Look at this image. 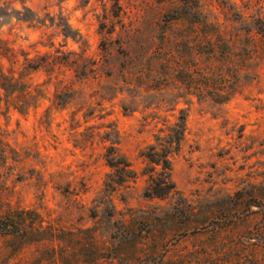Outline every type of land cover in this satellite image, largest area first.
<instances>
[{
	"label": "rangeland",
	"instance_id": "1",
	"mask_svg": "<svg viewBox=\"0 0 264 264\" xmlns=\"http://www.w3.org/2000/svg\"><path fill=\"white\" fill-rule=\"evenodd\" d=\"M258 25L264 0H0V44L47 65L30 76L36 109L0 105V264H264ZM206 34L238 49H199L236 87L226 103L161 64ZM247 39L257 54L242 63ZM181 115L168 170L145 155L169 146ZM112 147L129 181L116 182L127 175Z\"/></svg>",
	"mask_w": 264,
	"mask_h": 264
},
{
	"label": "trees",
	"instance_id": "2",
	"mask_svg": "<svg viewBox=\"0 0 264 264\" xmlns=\"http://www.w3.org/2000/svg\"><path fill=\"white\" fill-rule=\"evenodd\" d=\"M184 18V15H181L173 19V21H182ZM256 33L264 38V27L258 25ZM186 38L189 43L186 41V44L180 49L179 44H182L184 40L182 39L169 55L160 59L161 64H164L166 69H168V77L177 78L178 76L186 85V89L192 94L210 97L218 103L228 102L236 94V87L231 86L225 71L220 69V67L211 64L205 66L199 64L202 58V53L199 49L202 46L209 47L211 55H213L211 57L221 54L226 59H230L237 53L238 49H236L235 44L225 42L221 36L216 34H206L204 39L201 38L198 41H191V37ZM248 39L240 41L239 44L238 56L242 63L247 62L248 58H252L257 54V45L256 41H254L256 39H253V41ZM164 40L168 41V38ZM21 56L24 58L22 62L18 52L0 44V105H4L9 110L13 109L23 115H27L32 109L38 107L41 99V90L39 87H33L30 76L33 72L47 65L43 58L41 62H38L37 60L29 59L28 55ZM185 133L186 116L181 115L174 127L169 129L168 140L166 141L169 146L161 145L163 146L162 153L157 150L156 146H152L145 156L157 165L163 162L165 168L170 170L168 155L181 149ZM112 150L113 147L111 148ZM107 158L112 168L119 169L120 166H123L122 169L127 175L126 179L116 182L129 181L134 177L131 171V163L125 158H119L114 151L109 152ZM109 178L111 182L115 181V178ZM165 180L167 187L172 189L174 186L168 177Z\"/></svg>",
	"mask_w": 264,
	"mask_h": 264
}]
</instances>
